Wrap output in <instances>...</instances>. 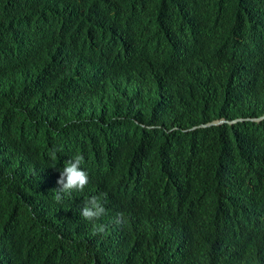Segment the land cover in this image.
I'll return each mask as SVG.
<instances>
[{
  "label": "clouds",
  "instance_id": "9594fccd",
  "mask_svg": "<svg viewBox=\"0 0 264 264\" xmlns=\"http://www.w3.org/2000/svg\"><path fill=\"white\" fill-rule=\"evenodd\" d=\"M230 1L244 14L233 36V54L244 59L240 68L215 64L202 39L180 30L170 10L145 31V44L129 53L130 66L104 50L95 59L97 49L79 81L80 71L68 77L52 63L27 65L42 54L52 57L36 42L18 41L13 66L0 68V124L46 135L75 125L89 161L115 178L121 198L111 209L105 193L86 198L80 212L95 221L107 264H264V135L257 134L264 125V0ZM27 3L0 0L6 35L19 30ZM102 17L107 24L116 20L109 11ZM132 34L123 25L116 37L127 46ZM110 75L121 77L106 86ZM130 110L137 116L129 132ZM144 114L147 119H140ZM117 122L125 123L121 134L108 129ZM217 128L231 133L234 152L218 141L183 138L186 147L176 149L173 165L148 152L145 135L190 136ZM124 141H135L129 162L121 153ZM56 152L50 150L52 160ZM86 162L81 153L64 160L60 176L56 171V202L86 189ZM161 183L169 185L165 193ZM140 216L146 222L128 230Z\"/></svg>",
  "mask_w": 264,
  "mask_h": 264
},
{
  "label": "trees",
  "instance_id": "16d2710c",
  "mask_svg": "<svg viewBox=\"0 0 264 264\" xmlns=\"http://www.w3.org/2000/svg\"><path fill=\"white\" fill-rule=\"evenodd\" d=\"M165 10L172 11L180 30L195 33L202 39L215 64L241 67L244 59L233 54L236 50L233 36L244 21V14L230 0H28L19 30L6 35L0 29V68L13 66L11 52L18 41L36 42L53 58L42 54L27 60V65L52 63L68 77L80 71L79 81L87 71L84 64L97 49L95 59L104 50L130 66L129 53L145 44L148 38L145 31ZM107 11L115 14V22L105 23L102 14ZM123 25L133 30L127 46L116 37ZM67 48H70L69 54H62ZM120 77L110 75L111 81L106 86ZM38 112L39 108L33 109L31 115ZM127 114L130 132L132 117L137 113L130 110ZM140 119L145 120L147 116L144 114ZM14 128L0 124V264H107L93 233L95 221L83 219L80 212L86 198L105 193L111 209L121 198L115 178L89 161L88 147L74 136L75 125H59L52 135L24 133ZM108 129L121 134L125 123H112ZM136 132L141 133L142 129L137 128ZM257 134L264 135V125ZM145 137L150 143L148 152L160 156L169 165L177 161L176 149L184 151V140L218 141L226 150L234 152V139L225 128L190 136L172 131ZM52 149L57 150L56 160L49 155ZM259 149L264 150V144ZM134 150L135 141L123 142L121 153L127 162ZM76 153L87 158L84 168L90 176L89 184L82 193L73 192L58 203L54 199L56 171L60 176L64 160ZM234 160L235 154H232L229 162ZM168 188L165 183L159 186L161 193ZM144 222L146 217L133 218L128 230H136Z\"/></svg>",
  "mask_w": 264,
  "mask_h": 264
}]
</instances>
